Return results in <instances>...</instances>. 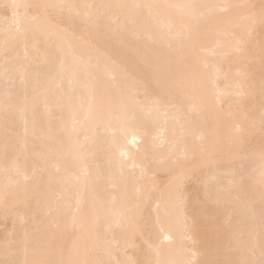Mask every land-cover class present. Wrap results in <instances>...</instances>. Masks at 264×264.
Returning a JSON list of instances; mask_svg holds the SVG:
<instances>
[{
    "label": "bare ground",
    "instance_id": "obj_1",
    "mask_svg": "<svg viewBox=\"0 0 264 264\" xmlns=\"http://www.w3.org/2000/svg\"><path fill=\"white\" fill-rule=\"evenodd\" d=\"M0 225V264H261L264 0H0Z\"/></svg>",
    "mask_w": 264,
    "mask_h": 264
},
{
    "label": "snow or ice",
    "instance_id": "obj_2",
    "mask_svg": "<svg viewBox=\"0 0 264 264\" xmlns=\"http://www.w3.org/2000/svg\"><path fill=\"white\" fill-rule=\"evenodd\" d=\"M52 7H59L58 5H53ZM67 7H72V6H67ZM83 264H87V262H83ZM261 264H264V261H261Z\"/></svg>",
    "mask_w": 264,
    "mask_h": 264
},
{
    "label": "rangeland",
    "instance_id": "obj_3",
    "mask_svg": "<svg viewBox=\"0 0 264 264\" xmlns=\"http://www.w3.org/2000/svg\"><path fill=\"white\" fill-rule=\"evenodd\" d=\"M3 228H4V227H2V226L0 225V230L3 229Z\"/></svg>",
    "mask_w": 264,
    "mask_h": 264
}]
</instances>
